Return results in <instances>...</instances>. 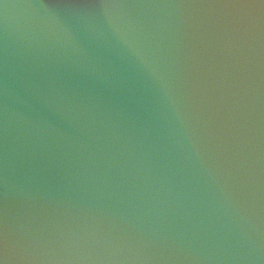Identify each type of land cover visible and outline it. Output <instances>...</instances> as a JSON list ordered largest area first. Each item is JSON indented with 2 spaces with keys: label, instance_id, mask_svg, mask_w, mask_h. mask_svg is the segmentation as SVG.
<instances>
[{
  "label": "water",
  "instance_id": "water-1",
  "mask_svg": "<svg viewBox=\"0 0 264 264\" xmlns=\"http://www.w3.org/2000/svg\"><path fill=\"white\" fill-rule=\"evenodd\" d=\"M0 264H264V0H0Z\"/></svg>",
  "mask_w": 264,
  "mask_h": 264
}]
</instances>
